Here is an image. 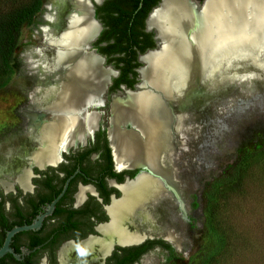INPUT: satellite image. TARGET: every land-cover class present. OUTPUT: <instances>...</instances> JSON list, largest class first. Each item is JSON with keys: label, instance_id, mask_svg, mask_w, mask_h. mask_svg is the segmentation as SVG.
I'll return each mask as SVG.
<instances>
[{"label": "bare ground", "instance_id": "bare-ground-1", "mask_svg": "<svg viewBox=\"0 0 264 264\" xmlns=\"http://www.w3.org/2000/svg\"><path fill=\"white\" fill-rule=\"evenodd\" d=\"M57 1L50 0L40 40L29 52L35 73L24 113L33 146L6 151L13 158L0 160V185L5 188L11 184L2 175L27 189V165L56 164L59 151L85 141L99 119L87 110L108 86L102 58L89 51L99 27L86 0H69L61 14L52 7ZM249 2L206 0L202 7L191 9L184 0H164L154 11L149 25L158 28L163 46L143 58L147 66L141 71L139 91L113 99L109 128L118 167L140 163L150 174L123 187L122 197L109 207L110 222L99 227L102 236L83 241L80 257L73 256L71 242L64 243L60 264L97 262L116 241L133 243L170 228L162 221L158 225L154 207L169 197L181 208L180 191L173 186L175 178L163 158L189 93L203 89L212 93L218 80L227 83L246 73L238 68L244 62L264 67V9L259 7L248 17L240 14ZM259 3L264 7L263 0ZM167 232L166 237L172 238ZM154 258V253L147 254L139 264H153Z\"/></svg>", "mask_w": 264, "mask_h": 264}, {"label": "rangeland", "instance_id": "rangeland-1", "mask_svg": "<svg viewBox=\"0 0 264 264\" xmlns=\"http://www.w3.org/2000/svg\"><path fill=\"white\" fill-rule=\"evenodd\" d=\"M46 1L21 27L10 68L0 72V160L12 159L17 146H33L24 113L35 73L29 52L40 40ZM249 69L251 79L189 96L173 129L163 159L181 208L165 197L154 209L171 230L178 213L183 234L170 238L176 251L166 264H264V67ZM103 111L107 126L108 106ZM151 253L153 264H164L162 251Z\"/></svg>", "mask_w": 264, "mask_h": 264}, {"label": "flooded vegetation", "instance_id": "flooded-vegetation-1", "mask_svg": "<svg viewBox=\"0 0 264 264\" xmlns=\"http://www.w3.org/2000/svg\"><path fill=\"white\" fill-rule=\"evenodd\" d=\"M107 1L105 0L101 5L95 7V18L102 24V30L97 39L93 43L91 42L89 51L101 55H99L103 60L101 65L109 72L108 80L105 82L109 84L110 78L112 80L104 94L103 105L97 108V110L103 111V107L108 106L110 112L113 99L125 97H117L124 92L122 86L132 90L136 89L137 84L141 81L138 69L143 65L140 56L148 50L156 48L157 41L155 32L148 31L146 27L149 12L140 25L143 32L151 34L135 48V53L131 55L130 71L127 76H123L122 81L118 82L121 77V68L116 67L115 63L119 54L108 55L102 52V47L107 44V41L104 40V17L107 11L105 4ZM94 22L98 28V23ZM118 29L119 26L117 27L119 36ZM141 46L146 50L141 51ZM105 62L112 66H105ZM138 62L140 65L135 66ZM99 95L100 93L98 97ZM100 103L101 98H97L96 102L90 103L93 105H89L94 106ZM104 123H106L104 118L98 119L94 137L91 138L90 135L86 141H82L85 143L81 144L78 140L80 142L78 145H74L75 147L70 148L69 151V148L65 149L68 153H64L62 159L58 161L59 163L57 165L51 163L56 166L48 167L45 170L33 168L31 173L30 165L26 164L29 169L27 189H23L12 178L9 179L8 176L2 175L3 178L6 177L5 179L11 186L5 188L0 185V249L3 247L8 233L14 228L31 225L40 220V217L42 220L38 228L22 230L12 236L9 243L12 251H8L0 257V264H42L43 262L45 264H60L59 250L67 242H71L75 248L73 256L80 257L84 252L83 241L90 237L102 236L99 227L110 222L109 207L113 201L122 197L123 187L134 182L143 174H150V170L140 174V168L118 167L110 144L111 141L107 135L109 125L106 126ZM173 186L178 187L174 181ZM51 206L52 209H50ZM176 215L177 225L175 224L172 230L166 227L163 230L164 233L145 235L147 238L144 243L124 247L123 249H127L124 251L119 250L122 247H117L105 261L102 259L103 256H99L97 262L88 264H122L133 252L140 251L139 259L129 264H139L145 255L153 251H162L164 253L163 262L166 264L176 251L173 245L175 242L172 241V244L166 240L168 238L166 232L169 231L172 236L175 234V237L183 234V224L180 222L178 213ZM157 223L159 225L160 221L158 220ZM165 242L174 248V253H171L165 246ZM111 249L112 246L106 255L110 254ZM122 255L124 258L120 259ZM86 259L89 261L90 257L86 256Z\"/></svg>", "mask_w": 264, "mask_h": 264}, {"label": "trees", "instance_id": "trees-1", "mask_svg": "<svg viewBox=\"0 0 264 264\" xmlns=\"http://www.w3.org/2000/svg\"><path fill=\"white\" fill-rule=\"evenodd\" d=\"M160 0H108L105 4L107 11L104 17V36L107 44L102 47V52L110 55L118 53L115 66L121 68L123 76H127L130 71V60L135 48L145 41L151 33L142 31L141 23L147 14L154 8ZM142 3L141 7H139ZM42 7V0H0V72L6 73L10 68L21 27L25 23L36 20ZM119 26V36L117 27ZM145 51V47H140ZM137 57V56H136ZM140 65L136 63L135 66ZM165 246L174 253V248L165 242ZM119 250H127L119 248ZM116 253V252H115ZM141 251L132 253L128 261L122 264L133 263L140 257ZM124 256H120L123 259Z\"/></svg>", "mask_w": 264, "mask_h": 264}, {"label": "water", "instance_id": "water-1", "mask_svg": "<svg viewBox=\"0 0 264 264\" xmlns=\"http://www.w3.org/2000/svg\"><path fill=\"white\" fill-rule=\"evenodd\" d=\"M86 1L88 2V6H89V7L91 8V10H92V18H93V20L96 21V22L98 23V25H99V30H98L96 36L93 38V40L95 41V40L97 39V37H98L99 32L102 30V24L99 22V20H97V19L95 18V7H96V5H101L105 0H86ZM163 1H164V0H160V1L158 2V4H157V5H156V6L150 11V13H149V15H148V17H147V20H146V27H147V30H148V31H154V32H155V39H156V41H157V47L154 48V49H150V50H148L147 52H145L144 54H142V55L140 56V61L143 63V65H142L141 67H139V69H138V71H139V73H140L141 81L137 84L135 90H132V89H130V88H126V87L122 86V88L124 89V92H123L121 95H118V96H117V97H119V98H122V97L126 96L128 93L139 91L140 87L143 85V78H142V73H141V71H142V69H143L144 67L147 66V63H146V61H145L143 58H144L146 55H148L149 53H151V52H155V51H157V50H160V49L162 48V46H163L164 40H163V38L161 37L158 28L149 25L150 17H151L152 14L154 13V11L157 10V9L162 5ZM249 1H251V2H249L248 5H243V6H242V8H243V7H246V8L242 9V10L240 11V14H242V13L244 12L243 15L248 17V16L254 14V12H255L259 7H260L259 10H260V9H264L262 3H259V4H258V2H261L262 0H258V2H257V0H249ZM263 1H264V0H263ZM69 2H70L69 0H58V1L56 2V4H54L52 7L56 8V9H55V12H58V13L61 14V12H62L65 8H67V3H69ZM205 2H206V0H184L185 6H186L187 8H191V9H197V8H200V7H202V6L204 5ZM44 5H45V7H46V10H45V12H46V11H47V8L50 6V0H49V1H46ZM141 5H142V3H140L139 7H141ZM50 10H51V9H50ZM245 11H246V12H245ZM45 12H44V13H45ZM96 53H97V52H96ZM97 54H98V53H97ZM98 55H100V54H98ZM100 56H101V55H100ZM240 64H241V63H240ZM251 66H254L253 62H244V64L242 65V67H240V65H238V68H239V69H243V68H245V70L247 71L246 73L240 75L239 77H241V78H243V79H244V78H246V79H251L252 77H254L256 73L253 72L251 69H249ZM256 67H257V66H256ZM111 69H112V68H111ZM116 74H117V71H116ZM236 78H238V77H236ZM234 79H235V78H234ZM234 79H231V80L228 81V82L230 83V82L233 81ZM111 82H112V80H111V78H110V83L108 84V86L106 87V89L104 90V92H103V93L101 94V96H100V98H101V103L98 104V105L89 106L88 109H87V110H89V111H91V112H95V113H97V114L99 115V119H101V116L103 115L104 111H99V110H97V108H100V107L103 105L104 100H105L104 94L107 92V90H108V88H109ZM222 82H224V81H223V80H218V81L215 83L214 87H212V88H213V91H212V92H216L217 89L221 88L223 84H226L225 82H224V83H222ZM228 82H227V83H228ZM207 91H208L207 89H203L202 91H201V90H196V91L194 90V91H192V92L189 93V95H188V97H187V100L189 99V96H192V97L194 96V97H195V96H197V95H199V94H202V93H208ZM111 110H112V107L110 108V112H109V113H110V114H109V120H110V117H111ZM109 122H110V121H109ZM97 127H98V126H97ZM97 127H96L95 129L92 130V132H91V134H90L91 136L88 135V134L86 135V137H85V141L87 140V137H89V136H90L91 138L94 137V133H95V131L97 130ZM109 128H110V123H109L108 129H107V135H108V139H109V141H110V137H109ZM78 143H80V142H78ZM78 143H77L76 145H78ZM81 144H83L82 141H81ZM110 144H111V142H110ZM111 146H112V145H111ZM72 147H75V146H74V145H70V146L68 147V148H69L68 151H69L70 148H72ZM68 151H66L65 149H61V150L59 151V153H58V159H59V160H58V159H57V160L60 161V160L62 159L64 153H68ZM58 161H57L56 165L59 163ZM56 165H52L51 163H47V162H46V163H44V165L41 167L40 165H35V164H33V165H30V172L32 173L33 168H38V169H40V170H45V169L48 168V167H54V166H56ZM125 167L128 168V169L140 168V169H141L140 174H141L142 172H148V171H149L148 168H147L146 166H144L143 164H140V163L134 164V165L129 166V167H128V166H125ZM50 209H52V206H51ZM41 220H42V217H40V220H38L37 222H35V223L31 224V225L18 226V227H16V228H14L12 231H10V232L8 233V235H7V238H6V241H5L4 245H3V247L0 249V257H2V256H3L5 253H7L8 251H12V249L9 247V243H10V240H11L12 236H13L15 233H17V232H19V231H22V230H27V229H32V228H38V227L41 225ZM146 238H147V237L145 236L144 238L140 239V240L137 241V242H133V243H124V244H123V243H120V242H118V241H116V242L113 244V246H112V249H111L110 254L102 257L103 261H105L106 258H107L108 256H110V255L112 254V252H113L117 247H122V248H124V247L137 246V245H139V244L144 243V242L146 241ZM166 240H168L169 242L172 243V241L169 240L168 238H167ZM172 244H173V243H172ZM173 245H174V244H173ZM174 246H175V245H174ZM16 256H17V258H19L18 255H16ZM136 264H138V263H136Z\"/></svg>", "mask_w": 264, "mask_h": 264}]
</instances>
